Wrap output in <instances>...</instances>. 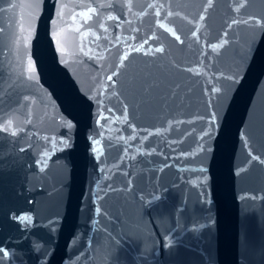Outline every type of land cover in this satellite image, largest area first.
Instances as JSON below:
<instances>
[{
	"label": "water",
	"instance_id": "1",
	"mask_svg": "<svg viewBox=\"0 0 264 264\" xmlns=\"http://www.w3.org/2000/svg\"><path fill=\"white\" fill-rule=\"evenodd\" d=\"M0 264H264V0H0Z\"/></svg>",
	"mask_w": 264,
	"mask_h": 264
},
{
	"label": "snow or ice",
	"instance_id": "2",
	"mask_svg": "<svg viewBox=\"0 0 264 264\" xmlns=\"http://www.w3.org/2000/svg\"><path fill=\"white\" fill-rule=\"evenodd\" d=\"M213 47H215V46H213ZM162 49H156V51H161ZM136 51H139V49H136ZM29 71H31V68L29 69ZM217 91H219V89H217ZM13 134H15V133H13ZM96 143H99V141H94V144H96ZM97 149H93V151H96ZM23 219H28L27 217H24Z\"/></svg>",
	"mask_w": 264,
	"mask_h": 264
}]
</instances>
